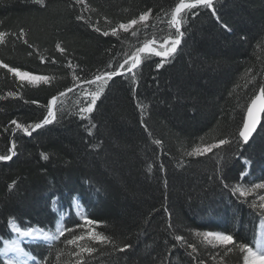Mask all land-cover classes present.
<instances>
[{"label": "trees", "instance_id": "16d2710c", "mask_svg": "<svg viewBox=\"0 0 264 264\" xmlns=\"http://www.w3.org/2000/svg\"><path fill=\"white\" fill-rule=\"evenodd\" d=\"M177 2L45 0L42 7L33 0H0V31L7 33L0 61L49 80L28 83L0 67V155L16 144L12 160L0 161V250L15 237L10 218L21 227L54 231L55 200L58 211L67 213L65 227L81 223L73 210L78 199L88 218L100 222L98 232L119 247L132 245L121 252L92 244L97 251L85 254L86 264H243L238 249L212 247L197 233L232 234L238 244L253 247L264 217V210L251 207L253 200L259 205L264 190L245 199L223 186L264 182V116L249 144L238 135L251 100L264 86V0H215L214 14L200 8L194 10L198 15H186L173 56H143L135 84L130 76L114 77L93 112L80 119L84 90H95L83 81L111 70L109 64L116 67L147 39L162 42L169 34L167 14ZM148 10L147 27L111 35L112 27ZM81 15L84 20L77 19ZM68 88L73 91L59 96ZM53 96L58 99L51 124L31 136L12 124L40 122ZM220 139L233 143L188 155ZM244 159L250 160L248 167ZM242 171L248 173L243 179ZM178 235L185 242L177 241ZM66 237L70 234L23 248L38 264H74ZM57 249L64 251L59 262Z\"/></svg>", "mask_w": 264, "mask_h": 264}, {"label": "snow or ice", "instance_id": "6c2138e0", "mask_svg": "<svg viewBox=\"0 0 264 264\" xmlns=\"http://www.w3.org/2000/svg\"><path fill=\"white\" fill-rule=\"evenodd\" d=\"M77 4H84L85 0H75ZM33 3L44 6L45 0H33ZM200 8L212 9L213 14L215 9L213 7V0H178L175 3L174 7L171 9L170 13L167 14V25L169 28V34L166 35L162 42H157V39H147L142 43V46L136 47L131 53L124 55L122 62H119L116 67H112L109 64L111 70L98 73L94 78L83 81L84 84L94 85L95 90L89 92L87 89L84 90L83 95L85 97L84 106L79 108L81 113L80 119H87L88 115L93 112L97 100L100 98V95L104 91V87L107 86L108 82L111 81L114 77L117 76H130L133 83L136 82L137 71L139 66L143 63L142 54L155 55L157 57L167 58L173 56L177 51L178 46L181 44L182 38L184 36V31L182 30L184 24V17L188 14H191L193 17L198 15V10ZM151 16V10L145 11L139 15L137 19H131L127 23H119L118 25L110 29L112 36H117L120 31L129 32L133 26L141 24L144 27H147V21ZM78 20H84V17L78 16ZM219 19V17H217ZM227 27V25H225ZM96 32H100L99 27L95 28ZM109 31H104L102 34L108 36ZM20 34L23 35V29L20 30ZM133 36H136L137 33L133 31L131 33ZM7 33L0 31V43L5 42V36ZM25 43L27 41L25 40ZM158 45V46H157ZM57 49L63 53L65 51L59 44H57ZM55 62V61H53ZM0 67L8 70L9 73L14 74L16 77L21 80L27 79L29 83H36L43 81L48 83V77L46 76H36L30 75L28 72H22L18 68L9 67L8 64L0 61ZM68 67L71 68V61L68 62ZM163 67V60L157 64V68ZM76 79H79L77 77ZM78 87L80 85H77ZM72 88H68L65 92H60L59 96H66L68 92H72ZM9 95H15V93H9ZM58 97L53 96L50 100L48 107L47 115L44 118L34 125L25 126L23 124L17 123L15 120L12 121V124L16 126L17 129H21L24 134L31 136L32 131L42 128L44 125L51 124L56 120V112L53 110L57 104ZM264 112V86L258 88V95H256L250 103V106L247 108V118L243 122V126L239 131V138H242L243 144H247L252 137L253 133L256 132L257 125L260 122V113ZM32 129V131L29 130ZM156 144H160L161 141L156 140ZM233 141L230 139H220L217 143H212L205 145L203 147L196 146L193 148L188 155H205L208 152H212L213 149H219L222 145H230ZM239 146V140L236 141ZM16 144L13 141L11 147L8 149V154L0 155V161H10L16 155L15 152ZM45 160L48 157L45 155L43 157ZM224 157H219V161H223ZM243 163L245 165L250 164V160L244 159ZM248 173L242 171L240 173V178L243 179ZM251 187H247L244 184L236 183L234 185H229L225 183L223 186L229 188L231 193L238 198H247L252 195L256 190H264V182L255 183L250 182ZM259 205L256 204L255 200L251 202V207L259 208L264 210V195H259ZM56 202L53 201V204ZM75 201L74 205L75 206ZM77 215L81 218L82 222L76 224L74 227H65L63 223L64 217L61 216L58 218L55 224V230L51 229L45 230L41 227L25 226L21 227L18 225L17 221L14 218L9 219V226L13 233L16 234V239H6L4 241V248L0 250V255H3L7 259L5 264H38L37 258L32 255L30 252L25 251L21 247L22 238L29 239H42L44 242L52 244L55 241H59L61 237H65V233H69L70 237H66L63 243L66 245L73 246V250L68 253L69 256H74V264H86V256L91 257L93 253L97 251L96 247L91 246L92 244H109L114 248H117L118 251H125L127 248H131L132 245L125 244L124 247H119L113 241V239L107 235H104L102 232H98L96 229L99 227L100 222L89 219L88 216L81 212L77 211ZM168 227H172L171 224ZM76 229H79V233L76 232ZM198 236H201L203 241L212 247L224 246L228 251H231V248L228 246H233L238 249L240 253H243V264H264V246H261L260 242L257 241V246L254 250L253 247L249 246L247 243H237L232 234H226L222 232H203L197 233ZM175 239L180 242H185L184 237L176 236ZM187 247L191 248L193 252L196 251V247L193 244H187ZM9 253H12V256H9ZM64 255V251L57 249L55 259L59 262L60 257ZM42 264H47V262H42ZM68 264H72V261H69Z\"/></svg>", "mask_w": 264, "mask_h": 264}, {"label": "rangeland", "instance_id": "374dc122", "mask_svg": "<svg viewBox=\"0 0 264 264\" xmlns=\"http://www.w3.org/2000/svg\"><path fill=\"white\" fill-rule=\"evenodd\" d=\"M140 24H138V25H135V26H133V27H137V26H139ZM158 42V44L159 43H161V42H159V41H157ZM144 55H148V54H143V56ZM30 74V73H29ZM30 75H33V74H30ZM36 76H38V75H36ZM20 79V78H19ZM21 80V79H20ZM22 81H26V82H28L29 83V81L27 80V79H24V80H22ZM41 82H43V81H39V82H36V83H34V84H38V83H41ZM33 84V83H32ZM48 125V124H47ZM38 130V129H37ZM36 131V130H35ZM247 167H248V165H247ZM245 177V176H244ZM76 203H75V206H73V210H74V212H75V214H76V216L81 220V218L77 215V211H81V212H83V213H85V210H84V208L81 206V204H80V202H79V200L78 199H75L74 200ZM55 202H56V200H55ZM73 205H74V202H73ZM53 209L55 210V211H57V216H58V218L59 217H61V216H63L64 217V219L66 218V215H67V213L66 212H63V211H61V210H59L58 211V209H57V203H55V204H53ZM86 214V213H85ZM64 219H63V221H64ZM262 220H264V217L263 216H261L260 217V222L262 221ZM262 223V222H261ZM258 224H259V222H258ZM9 228H10V226H9ZM258 228V227H257ZM258 230V229H257ZM14 235H15V237H14V239H16V234L15 233H13ZM39 240H42V239H39ZM39 240H33V239H29V238H22V242H21V247H23V245L25 244V243H29L30 241L32 242V241H39ZM54 243V242H53ZM47 244H49V243H47ZM3 248H4V246H3ZM2 248V249H3ZM254 250H255V248H254ZM11 256L13 255V254H10ZM1 256V259L3 260V262H4V264H5V260L7 259L6 257H4L3 255H0Z\"/></svg>", "mask_w": 264, "mask_h": 264}, {"label": "bare ground", "instance_id": "6f19581e", "mask_svg": "<svg viewBox=\"0 0 264 264\" xmlns=\"http://www.w3.org/2000/svg\"><path fill=\"white\" fill-rule=\"evenodd\" d=\"M215 0H213V2H214ZM159 45V44H158ZM157 45V46H158ZM143 55V54H142ZM262 222V223H261ZM260 222V220H259V224H257V227H256V231H257V235H256V240H255V243H254V246H253V248H256V246H257V241H259L260 242V244H261V246H264V220H262ZM258 229V230H257ZM37 240H39V239H37ZM39 241H43V240H39ZM10 254H12V253H9V256H11Z\"/></svg>", "mask_w": 264, "mask_h": 264}, {"label": "water", "instance_id": "95a60500", "mask_svg": "<svg viewBox=\"0 0 264 264\" xmlns=\"http://www.w3.org/2000/svg\"><path fill=\"white\" fill-rule=\"evenodd\" d=\"M81 86V85H80ZM78 87V86H77ZM258 95V94H257ZM56 97H58V96H56ZM250 106V105H249ZM53 110H55V108L53 109ZM263 116H264V112H262V113H260V122H259V124L257 125V129H256V132L255 133H253V135H252V137L250 138V140H249V142L247 143V144H249L251 141H252V139L254 138V136L256 135V133L258 132V130H259V128H260V126H261V124H262V121H263ZM247 118V112H246V115H245V119ZM244 119V120H245ZM32 132H34V131H32ZM242 139V138H241ZM8 162V161H7Z\"/></svg>", "mask_w": 264, "mask_h": 264}]
</instances>
